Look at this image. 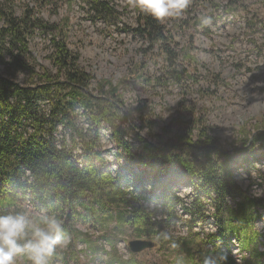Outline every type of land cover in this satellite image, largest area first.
I'll use <instances>...</instances> for the list:
<instances>
[{
  "label": "trees",
  "instance_id": "16d2710c",
  "mask_svg": "<svg viewBox=\"0 0 264 264\" xmlns=\"http://www.w3.org/2000/svg\"><path fill=\"white\" fill-rule=\"evenodd\" d=\"M76 1L44 0L35 8L25 6L18 14V0H0V65L4 68L0 72V214L27 201L36 210L55 215L70 237V252L64 256L78 260L79 225L106 232L119 226L132 236L162 241L158 228L164 221L176 219L180 205L170 180L177 176L189 183L195 195L191 208L182 204V210L202 219L204 212L198 203L202 198L213 199L217 228L205 238L191 233L183 238L170 237L167 241L171 244L165 245L175 244V253L185 256L188 264H202L203 256L210 251L224 252L225 247L229 252L232 239H236L240 252L249 256L244 264H264L260 241L264 236L254 228L256 219L262 216L260 211L264 212V198L250 197L236 184L229 151L211 134L206 117L186 98L178 105L172 123L178 130L173 137V127L157 134L154 122L142 109L139 133L134 141L130 139L132 126L123 116L124 89L108 80H96L81 66L80 56L69 47L68 18L51 23L40 14L45 5L65 3L71 8ZM79 1L94 23L110 24L118 18L116 0ZM134 10V36L149 52L157 50L166 62L165 72L156 83L165 80L184 86L194 80L182 61L197 65V58L191 49L179 48L175 41L174 30L179 31L180 25L171 30ZM196 23L203 25L200 20ZM38 31L50 37V67L39 65L31 57L30 40ZM214 78L219 83V76ZM78 111L86 117L87 130L78 127ZM60 128L66 134L62 138H58ZM144 129L149 131V140L141 137ZM103 130L110 131L116 149L125 157L127 170L137 169L149 178L151 189L143 191L153 197L159 193L164 220H155L153 213L137 205V197L128 189V177L114 176L107 170L99 151ZM67 136L82 143V160L74 156ZM135 143L140 147L139 154ZM257 143H264V121L254 132L243 128L232 150L237 156H248ZM139 186L143 187L141 183ZM123 264L137 263L132 258ZM226 264L238 262L227 255Z\"/></svg>",
  "mask_w": 264,
  "mask_h": 264
},
{
  "label": "rangeland",
  "instance_id": "374dc122",
  "mask_svg": "<svg viewBox=\"0 0 264 264\" xmlns=\"http://www.w3.org/2000/svg\"><path fill=\"white\" fill-rule=\"evenodd\" d=\"M43 1L18 0L17 13L20 14L25 6L35 8L38 3L44 4ZM116 5L119 15L110 24L92 22V16L79 0L71 8L65 3L55 7L45 5L40 14L51 23H62L68 18L69 47L80 56L81 66L96 80H108L124 89L126 111L123 116L127 117L128 126H132L131 140L134 141L139 133L142 109L144 116L154 122L155 132L161 135L171 130L178 105L186 98L201 116L206 117L211 134L220 140L224 150L229 151L236 184L248 196L264 198V143L252 147L248 156H237L232 150L243 128L254 132L264 121V0H190L189 7L182 15L171 17L164 23L171 30L180 25V32L174 30L175 41L179 48L191 49L197 58V65L182 61L194 76V80L187 81L184 86L165 83V80L156 83V79L165 72L164 58L157 50L149 52L147 46L134 36L132 29L136 25V12L130 0H116ZM191 18H195V21ZM196 20L203 25L197 26ZM30 53L39 65L50 67L47 59L50 37L38 31L30 40ZM3 70L0 65V72ZM141 75L143 78L139 79ZM213 76H219V83L212 79ZM20 82H24V77ZM75 116L78 127L87 130L82 111ZM177 130L172 128L171 137ZM65 135L60 128L58 138ZM141 137L149 140V131L142 130ZM75 141L67 136L74 156L82 160L83 145ZM134 149L139 154L137 143ZM99 151L108 171L114 176L123 174L128 177L131 182L128 189L137 197V205L153 213L155 220H164L159 193L153 197L143 191L151 189L149 178L137 169L127 170L125 157L116 149L109 130H103ZM170 180L180 205L176 219L164 221L162 227L158 228L159 232L167 231L174 239L188 237L190 233L200 234L202 238L215 233L214 200L202 198V203L198 205H202L204 217H192L182 210L181 205L191 208V203L195 201L193 188L177 176ZM259 214L262 216L256 219L254 228L264 236V212L260 211ZM78 230L80 236L75 251L79 262L75 257L68 259L64 256L70 252L67 246L53 257V264H123L132 258L137 264H176L178 257H183L185 264H188L185 256L175 253L171 245H165L171 244V241H161L157 237L138 238L119 226H115L111 232L87 225H79ZM135 239L152 240L157 247L132 257L128 244ZM260 241L261 251L264 252V238ZM223 250L238 264H244L245 258L249 260L248 255L240 252L236 239H232L229 252L225 247Z\"/></svg>",
  "mask_w": 264,
  "mask_h": 264
},
{
  "label": "clouds",
  "instance_id": "9594fccd",
  "mask_svg": "<svg viewBox=\"0 0 264 264\" xmlns=\"http://www.w3.org/2000/svg\"><path fill=\"white\" fill-rule=\"evenodd\" d=\"M130 3L165 23L182 15L190 0H130ZM159 238L167 241L170 234L161 232ZM69 243L63 221L46 210L37 211L30 202H18L7 213L0 214V264H53V257ZM226 261V252L210 251L202 258V264H226ZM176 264H185L184 258L178 257Z\"/></svg>",
  "mask_w": 264,
  "mask_h": 264
},
{
  "label": "water",
  "instance_id": "95a60500",
  "mask_svg": "<svg viewBox=\"0 0 264 264\" xmlns=\"http://www.w3.org/2000/svg\"><path fill=\"white\" fill-rule=\"evenodd\" d=\"M157 244L152 240L135 239L129 242L128 249L133 255L143 254L156 249Z\"/></svg>",
  "mask_w": 264,
  "mask_h": 264
}]
</instances>
